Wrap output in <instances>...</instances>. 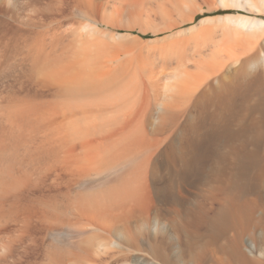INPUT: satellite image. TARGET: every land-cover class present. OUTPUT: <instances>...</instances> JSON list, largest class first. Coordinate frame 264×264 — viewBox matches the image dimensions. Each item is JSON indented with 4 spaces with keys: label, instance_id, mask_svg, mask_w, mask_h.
Masks as SVG:
<instances>
[{
    "label": "bare ground",
    "instance_id": "bare-ground-1",
    "mask_svg": "<svg viewBox=\"0 0 264 264\" xmlns=\"http://www.w3.org/2000/svg\"><path fill=\"white\" fill-rule=\"evenodd\" d=\"M179 1L181 0H177L176 3ZM231 1L236 3L244 1L256 8L259 7L255 4L256 0ZM260 1L264 9V0ZM189 3L197 10V3L193 1ZM54 4L56 3L52 4L50 0L40 7L33 4L34 8L30 6V9L36 13V18L37 16L48 18L55 10ZM188 6L194 10L190 4ZM89 14L91 15V12ZM34 18H26L27 23L32 25L38 23L43 26L48 24L46 18L41 21ZM60 21L62 22V19ZM209 21L214 22L205 20V24ZM218 22L220 26L213 23L202 29L204 23H201V26L192 27L193 31L189 28L197 34L195 37L198 36L192 40L195 46L192 51L191 44L190 53L184 46L179 47L181 45L178 46V42L175 41L178 47L171 43L173 49L167 47V50L160 54L170 52L171 57L176 55L174 53L176 49L179 51L184 49L181 53L177 50L178 64L169 74L166 73L168 80L177 79V83L172 81L175 83L172 84L171 80H164L162 75L170 68L167 62L170 60L168 54H164L165 59H169L161 66L164 69L162 68L163 72L159 75L156 74L154 65L152 66L154 69L149 66L155 71L153 74H156V77L143 84L144 100L140 103L143 107L141 133H145L148 139L150 134L148 130L152 129L150 125L155 122L153 120L158 119L155 115L159 112L160 105L168 109L167 115L161 116V123L157 127L156 123L152 125L153 129L155 128L154 132L160 134L159 137L166 135L161 134L166 130L167 135L168 130L174 131V138L162 152V161L153 160L152 156L155 140H158L157 147H160L163 142L159 139L163 140V137L151 141V144L149 139L147 145L144 142L143 145H139L140 142L134 145L135 149L134 147L130 149L132 142L128 143L129 146L123 143L129 147V149L125 147L128 149L126 156L124 148V152L121 153L120 149V154L112 152L115 146H111L112 142L110 144L108 140L111 137L110 133L107 140L106 136L103 139L109 142V147L108 142L100 140L107 149L110 146L113 148L112 154L108 149V155V152H104V155L101 152L106 150L100 146L103 144H98L101 151L94 146L97 141L94 139L95 133L91 134L93 138L90 135L86 138L82 136L86 140L80 143L84 146L80 154L76 153L74 142L61 140V143H56L50 148V153L55 155L53 159H56V163L51 161V166L57 164L59 162L57 158L64 155L66 164L69 163L73 171L72 178H69L70 181L66 185L67 189L39 195L32 204L10 202L6 204L7 207L0 204V264L155 263L141 257H130V250H143L161 261V264H264V58H261L262 55L259 53L264 39V19L238 15L223 17ZM57 24L47 30L46 28L40 31L24 30L20 34L21 38L18 37L21 39L19 42L12 47L9 44L0 49V52L2 51L0 64L6 63L5 65L14 71L20 69L29 80L49 92L41 91L37 93L38 95L35 94L41 97L29 96L30 98L20 97L16 91L8 92V101L0 105V192L9 188L13 183L11 181L18 175V170L24 168L20 167L21 162L36 163V159L33 158L27 162L22 161L20 157L22 154L18 153L20 152L18 140L16 145L13 142L7 143L10 138L7 132L13 128L12 126L28 122L24 119L25 115L39 114L42 106L53 104V98L67 94L66 92L94 94L96 97L105 84L111 82L115 76V72L103 69L101 64L96 62L98 59L101 61L100 57L96 58V61L95 58L93 60L95 55L97 57V54L104 51L105 44L102 46V43L98 42L104 30L90 23L89 25L82 23L80 30L64 29V23L59 24L58 21ZM218 27L222 28L221 36L216 32ZM73 34H77V37L72 36ZM237 37L245 44L241 52H236V47L234 46V49L232 46V43H235L233 40ZM224 43L227 46H222ZM262 45L264 48V44ZM208 47L210 49L206 53L205 49ZM145 49L146 47L143 50ZM141 55L143 54L141 53L140 57ZM195 57H198L197 60ZM194 59L198 67V71L195 70L197 76L193 78L196 80L193 84H190L193 82L191 81L182 86L183 80L180 81L182 71L187 72L183 73L185 76H189L191 71L188 72V61ZM147 60L149 62V59ZM87 66L91 68L88 69ZM189 77L192 79V76ZM111 85L113 86L112 83ZM95 101L99 102L96 99ZM10 133L12 135V131ZM124 135L129 137V133ZM98 138L102 139V136L97 135ZM11 139H14L13 135ZM21 139L25 141L26 137L21 136ZM119 141L122 140L118 139V143ZM6 145L15 146L11 155L6 156ZM117 147L123 146L121 144ZM18 154L20 158H16ZM70 157L71 160L68 161L67 158ZM5 162L6 167L2 168ZM38 165L36 166L39 167ZM65 166L64 164V170L69 169ZM70 169L68 172H71ZM75 187L78 188L77 191ZM33 223L36 226L32 225ZM8 224L18 226L9 232L10 230L6 229ZM30 224L35 227L42 226L41 237L37 231L26 233L25 229L31 226ZM144 225H149L152 232L141 235L144 233L141 226ZM133 226L138 229L135 230ZM158 226L161 227L160 236L153 233ZM5 229L9 232L7 238L4 235ZM44 235H47V240ZM113 237L119 238L121 242L114 240ZM141 237L148 239L146 245L142 244ZM16 245L24 248L22 253H18ZM125 246L130 247L126 250ZM9 259L11 263L8 262Z\"/></svg>",
    "mask_w": 264,
    "mask_h": 264
},
{
    "label": "rangeland",
    "instance_id": "rangeland-1",
    "mask_svg": "<svg viewBox=\"0 0 264 264\" xmlns=\"http://www.w3.org/2000/svg\"><path fill=\"white\" fill-rule=\"evenodd\" d=\"M47 1L50 2V0H40L37 2L34 0H0V49H3L4 47H6L9 44H10L9 46L12 47L21 38L20 34L23 33L24 30L25 31H40V30L45 29V28H46L45 30H47V29H50L54 26H57L58 25L57 21L59 24L64 23V25H65V26H63L64 29L75 30V29L79 28V30H80L82 23H83V25H84V23H85V25H86V23L87 24L90 23V25L92 24V26L94 25L95 27L98 26L97 27L98 29L100 28V30L101 29H102V31L104 30L103 31L104 34H103L102 38L100 39L101 41L98 40V42L102 43L101 44L102 46L105 44L104 48H103L104 51L101 54H97V57H96V55L94 57L92 56L93 60L95 58V61H96L98 59V57H100L101 61H99V59H98L96 62L98 64L100 63L101 67L103 69H105V70L109 69L113 73L115 72L114 73L115 76L113 75L114 77L111 80V82H107L105 84V87H103V89L100 92L101 95L99 94L98 96L95 97L94 94L92 95V94H83L82 93V95H80L79 93H76L74 91L66 92L68 95L63 94V95L57 96L55 99L53 98V100H54V101L52 100L54 102L53 104L51 103L50 105L42 106L41 109H39L40 110L38 112L39 114L30 113V114L25 115L24 119H26L28 122H23V123L21 122L20 124L12 126L13 127L12 129L10 128L11 130L7 132V135L10 137V138H8L7 143L13 142V144L16 145V143L19 141L18 143L20 144V145H18L20 150L18 149V147H17V150H19L20 152H18V153L22 154V155L20 156L18 154V157H16V158L21 157L22 161H25V162H27V160H29V159L30 160L36 159L35 161L39 165L36 164L35 162H32V161L31 162L28 161L27 163L21 162L22 164L20 163V165H21L20 167H24V168H22L21 170L20 169L18 170L19 173L11 181L13 183L10 184L9 188H7L4 191L1 190V192H0V204H2V205L5 204L6 207L10 202L18 203V204H24V203H31L32 204L35 197L37 198L39 195L49 194V193H52V191L54 192V191H57L60 189L61 190L63 189V191L65 189H67L66 185L70 181L69 178H72L71 174L73 171L70 169L69 163L66 164L65 159H64V155L60 156L59 159L57 158V160L59 161V162H57V164H54L51 166L52 162L56 163V159H53V158H55V155L50 153V148H52L58 142L61 143L63 140H64V142H69V143L74 142L76 144V147H75L76 153L78 152L77 154H80L82 152V150H84L83 144L81 145L80 143H83L86 140L85 138L89 137V135H90V137H92V135L96 134L95 135L96 137L93 136L94 139L97 140V141H95L97 144L94 142L95 143L94 146L99 151H101V147H99L98 144L99 143L103 144V142L101 143L100 140L105 139V136H106V140H107L111 136L108 140L110 141V144L112 142L111 146L114 145L115 146L114 148L116 149V151L114 149V151H112V152L119 153L120 149H122L120 151V153L125 151L124 153L126 156L127 151L129 149L128 143L130 144L132 142L133 145L130 144V149H132L133 147L135 149L134 145H138L140 142L141 143L139 145H143L144 143L147 145L149 139H150L149 144H151V141H153L157 138L163 137V140L159 139V140H161V142H163V145L161 143L160 147H157L158 146V140L157 141L155 140V143H154V147H155L154 155L155 156L154 155L152 156L153 160H155V159L161 160V158H162L161 155H162L164 148H166L167 144L174 138V131L170 132L168 130V135H167V130L161 133V134H163V133L166 134L169 138L168 137L166 138L165 137L166 135H164V136L161 135V137H159L160 134L154 132L155 128L153 129V126H154L153 123H156L155 127H157L158 124L161 123L160 122L161 116L165 117L168 113V109L163 108V105L161 104L159 107V112L158 113L155 112L156 113L155 116L158 117V119L156 118L155 120H153L155 122L152 123L153 126L150 125V128H152L151 130L148 128L149 129L148 131L151 135L149 134V137L147 139V135L145 136V133L144 134L141 133V132H143L142 131L143 130L142 129V123H141V120H142L141 117L143 116V109H142L143 107H142V105H140V103H143V100H144V98H143V87L145 88V85H143V84L148 83L150 81V79H152V78L155 79L154 77H156V74L159 75V73L163 72V70H162L163 67H161V66L164 65L163 63L166 64V61L169 59L168 57H170V54H172V53L164 52L165 55L168 54V57H166L168 59H165L164 54L163 55H160V54H162V52L165 49L167 50V47H170L173 49L174 46H172L170 44L173 43L176 45L177 42H178V44H177L178 46L181 45L179 47L182 48L184 46L186 48V50H189L188 53H190L192 48H193L192 49V51H193L194 46H195V42H193V41L195 39H197L198 36L195 37L197 34L195 32H192L194 30L192 27L196 28L197 25L201 26L200 25L201 23L202 24L204 23V25H202V29H203V28H205V26L208 27L209 25H212L213 23H214V25L220 26L221 24H220V22H218L219 19H221L223 17H229V16L247 15V16L260 17V18L264 19V9H263V5H262L260 0H256L257 2L255 1V4L257 6H259L258 7L259 9L256 8L255 6L251 5V4L244 2V1L240 2V3H236V2H232L231 0H181L182 2L179 1L180 3L178 2V4L176 3L177 0H174V1L173 0H140V1L137 0V2L141 5H139L136 1H132V0L131 1L129 0L131 3L128 0H115V1L111 0L112 2L110 0H93V2L92 1L87 2V0H84V1L83 0H77V1L76 0H54V1L52 0V4L54 2L56 4H54L55 10L53 9L54 12L52 14H50L51 16L49 15L48 18H46L47 16L40 17V18H38L39 16H37V18H36V13L33 10H31L30 8L33 6V4L35 6L37 4L39 7L44 6L43 4L48 3ZM192 1L194 3L198 4L196 6L197 10L194 7V5H192V3H189ZM134 2H136V3H134ZM142 4H144V5H142ZM189 4H190V6L194 7V10L188 6ZM80 6L81 7L84 6V7L81 8ZM91 7H92V9H91ZM32 8H34V7H32ZM88 10L91 12V15L89 14L90 12ZM26 18H34V20H38V21L39 20L41 21V20H43V18H46L47 22L46 21L45 22L48 24L43 26V25H40L38 23H35L36 25L35 24L32 25V24L27 23L28 21ZM61 19H62V22L60 21ZM205 20H207V21L208 20H214V22L210 23V21H209L208 23L206 22V24H205ZM202 21H204V22H202ZM50 22H52V24ZM73 23H75V24H73ZM207 24H209V25H207ZM38 25H39V27H38ZM46 26H48V27H46ZM189 28L190 29L192 28L193 30L191 29L192 31H190ZM106 30H107V32H106ZM108 30H111V31H108ZM108 32H109V34H108ZM110 32L111 33L115 32V34H111ZM116 32H117V34H116ZM216 32L218 33V36H221L222 35V28L218 27V29H216ZM19 36H20V38L18 39ZM72 36L77 37V34L76 35L73 34ZM74 37H72V39L76 38V37L75 38ZM238 38L239 37H237V39L235 38L233 40L235 43H232L233 44L232 46L234 49H235V47H236V49H239V50L235 49L236 52H239V51L241 52V51H243L245 44H244L243 40L238 39ZM262 38H263V35H262ZM177 39H179V40H177ZM180 39H181V41H180ZM175 41H177V42H175ZM189 41H191V42H189ZM262 41L264 42V39H262ZM263 42H261V43L264 44ZM152 44H153V46H152ZM191 44L193 45V47ZM262 44L260 45V48L262 50L259 48V53L262 55L261 58H264V48H263ZM177 45H176V47H178ZM222 46L225 47V46H227V44L224 43ZM145 47H146V49L143 50ZM176 47H175V49H176ZM105 48H106V50H105ZM181 48H179V49H181ZM161 49H163V50H161ZM209 49H210V47L205 49V52L206 53L209 52ZM142 50H143V52H142ZM177 50L178 49L175 50L176 52H174L173 50H171V51L176 53V55L179 52L181 53V51L184 52V49H181V51L178 50L179 52H177ZM155 52H156V54H155L156 56L154 55ZM1 53H2V51L0 52V54ZM141 53L143 55H141V57H140ZM145 53L149 56H147ZM144 54H145V57H144ZM174 55H171L170 60L167 61L170 65V68L165 70L166 72H164L162 74L164 80H166V81L168 80L167 74H169L170 71H172L178 64L176 61V59H177L176 55H175V58L173 57ZM160 56L162 58L164 57V59L160 58ZM143 57H144V60L142 59ZM155 58H157V59H155ZM172 58H174V60ZM195 58L197 60L198 57H195ZM147 59H149V62H147L148 61ZM150 60H152V61H150ZM194 60L188 61V66H187L188 72L191 71V73H189L190 74L189 76H192V79L189 76H185V74H183V73H187V72L182 71V75L180 77V81L183 80L182 81L183 84L180 83V84H182V86L186 83L188 84V82H191V81H193V82L190 84H193L194 80H196V79L193 80V78H195V76H197V75H195V73H197L195 70H197L198 67L196 66V60H195V63H194ZM153 61H155L156 64ZM152 62H153V64H152ZM106 63H109V64L106 65ZM172 63H174V65ZM5 64L6 63L0 64V105L5 104L8 101V97H9L8 92L13 93L16 91L17 95L18 96L20 95V97H24V96L41 97V96H36L35 94L40 93L41 91H43L45 93L48 92V91L44 90V88L42 89L40 86H39L40 87L39 88L36 83H33V81L29 80L28 77H26L24 73H21L20 69H18L17 71H14V70L10 69V67L8 65H5ZM149 66L151 68L153 66L155 69L154 68H152V69H154L155 71L157 70L156 74H153V72L155 73V71L150 69ZM91 67H92V65H91ZM91 67L87 66L88 69ZM117 67H118V70H116ZM148 68L150 69L151 72L149 71ZM192 70L194 72H192ZM151 75H154V76L150 77ZM183 76L185 79H183ZM186 77H187V79H186ZM188 77H189V79H188ZM172 79L173 78L170 79L171 82L173 81V82L177 83V79L176 80L175 79L172 80ZM146 80H147V82H146ZM170 80H168V81H170ZM173 82H172V84H175ZM111 83L113 84V86L111 85ZM184 86H186V85H184ZM187 86L191 87V85H187ZM102 92H103V94H102ZM76 94H77V97H76ZM73 95H74V97H73ZM89 95H91V96H89ZM60 96H61V98H59ZM64 96L66 98H64ZM93 96H94V98H93ZM4 97L6 99H4ZM80 97L81 98L83 97V99L81 100ZM95 99L98 100L99 102L97 103V101H95ZM3 100H4V102H2ZM80 100L82 101V103L80 102ZM58 101H59V103H58ZM90 101H91V103H89ZM92 101H94V102L92 103ZM100 101H102V103ZM77 103H79V104H77ZM80 104H82V105L80 106ZM89 104H92V106ZM90 106H91V109H90ZM72 110H75V111H72ZM140 112H141V114H140ZM137 113H138V115H137ZM135 118H136V120H133ZM35 120H36V122H35ZM133 123H135L136 125ZM22 124H24V125L22 126ZM133 125H135L136 128ZM7 126L11 127L9 125H7ZM131 128L134 129V131ZM77 129H78V131H76ZM113 129H115V130H113ZM107 130H109L108 133H107ZM110 130H112V131H110ZM118 130H119V132H118ZM11 131H12V135H13L14 139H11L12 135H11V133L9 134V132H11ZM114 131H116V132L114 133ZM135 131H136V134L137 133L139 134V132H140V134L136 135L134 133ZM169 132H170V134H169ZM128 133H129L128 136L132 137V139L127 137V135H124V134H128ZM133 133H134V135H132ZM20 134H22V135H20ZM102 134H105V135L103 136ZM97 135H98V137L102 136V139L101 138L97 139ZM140 135L141 136L143 135L145 137H143V136L141 138L137 137ZM21 136L26 137L25 141H22L23 139H21ZM82 136H84L85 138ZM135 137H136V139H135ZM83 138H84V140H83ZM142 138L145 140L143 141ZM164 138L166 139V141ZM118 139L122 140V141H119V143H121L123 147H117V146H121V144L119 145V143H118ZM133 139H134V141H133ZM106 140L105 141L103 140V141L107 143L108 141H106ZM123 140H125V141H123ZM136 140L139 142H137ZM133 142H135V143H133ZM142 142H144V143H142ZM123 143H126V145H128V146L123 145ZM107 145L109 147V142ZM80 146H82V147H80ZM100 146H102V149L106 148V150H107V151L106 150L101 151L103 155L105 154L104 152H108V149H110L109 150L110 154H112L111 150L113 148L111 149V146L108 149H107L105 144L100 145ZM103 146H105V147L103 148ZM9 147H10V149H9ZM11 147H12L11 145H9V146L6 145V151H5L6 156L9 155L12 150H14L13 148H15V146H13L12 148ZM125 147L128 149L126 150ZM65 148L66 147H63V149H65ZM123 148H124V151H123ZM17 150H16V152H17ZM108 154H109V152L107 153V155ZM41 156L43 157L42 159H40ZM31 158H33V159H31ZM126 158L127 157H125V160H126ZM44 159H45V161H44ZM67 159H68V161H70L71 157L67 158ZM42 160L44 162H42ZM60 162L63 165L65 164L66 168L68 166L69 169L71 170V172L70 171L68 172V170H69L68 168L65 169L66 170L65 171L63 169L64 168L63 165L62 164L60 165ZM127 162H129V161H127ZM58 163H59V165H58ZM3 164H4V162H3ZM31 164H33V165H31ZM26 165L27 166L31 165V167H29V166L26 167ZM36 165H38L39 167H37ZM46 165H48V167ZM55 165H56V167H55ZM5 167H6V162L2 168H5ZM26 168H28L29 170ZM35 168H37V169H35ZM27 173H29L28 177H27ZM22 174H25V175H22ZM25 176H26L27 180H26ZM30 176L31 177L33 176V177L31 178ZM29 177H30V181L28 179ZM52 179H54V180H52ZM14 180L16 182H14ZM31 180H32V182H31ZM55 180L56 181L58 180V181L56 182ZM33 181H35V183ZM61 182H62V184H60ZM76 187H75V190L77 191L78 188H76ZM11 224H13V223H11ZM13 225L10 226L8 224L6 229L8 231L10 230L9 232L15 230V228L18 225L15 224L14 227H13ZM32 225L36 226L35 223H33ZM32 225L27 227L28 229L27 228L25 229V230H27L26 233H28L30 231L31 232L37 231L41 237L43 234L42 226L39 225V226L35 227ZM133 228L135 230L138 229V227H136V226H133ZM141 228L144 230V233L141 235L148 234V233L152 232L151 227H149V225H144V227L141 226ZM168 228H169V226H168ZM6 229H5L6 234H4V235L7 238L6 235H8L9 232ZM153 233L157 236H160L161 227H159V226L156 227V230ZM46 238H47V235L45 236V240H47ZM113 238H114V240L121 242L119 240V238H117V237H113ZM43 239H44V237H43ZM147 240L148 239L146 237H144L143 239L141 237V241H142L143 245H146L148 243ZM122 243H125V242H122ZM125 247H126L125 249L127 250V248L130 246H125ZM15 248H18L19 251L16 249L18 251V253H22L23 252L22 250H24V248L21 247L20 245H16ZM129 255H130V257L134 256V257L144 258L145 260L150 261L151 263L155 262L154 264H161V261H158L157 258H154L153 256H151L150 254L146 253L143 250L142 251L130 250ZM9 260L10 261H8V262L11 263V259H9Z\"/></svg>",
    "mask_w": 264,
    "mask_h": 264
}]
</instances>
